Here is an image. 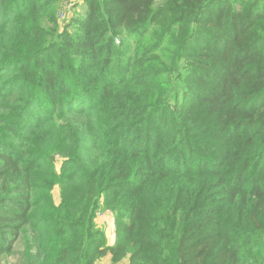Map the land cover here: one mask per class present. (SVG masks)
Listing matches in <instances>:
<instances>
[{
    "label": "trees",
    "instance_id": "trees-1",
    "mask_svg": "<svg viewBox=\"0 0 264 264\" xmlns=\"http://www.w3.org/2000/svg\"><path fill=\"white\" fill-rule=\"evenodd\" d=\"M60 2L0 0V264H264V0Z\"/></svg>",
    "mask_w": 264,
    "mask_h": 264
},
{
    "label": "rangeland",
    "instance_id": "rangeland-1",
    "mask_svg": "<svg viewBox=\"0 0 264 264\" xmlns=\"http://www.w3.org/2000/svg\"><path fill=\"white\" fill-rule=\"evenodd\" d=\"M60 1L61 2H60V9L58 11V22L61 26L64 25L65 20L71 17H74V18L81 17L82 19H85L86 14L88 12V6L86 5L85 0H60ZM63 28L64 27H62V29ZM59 163H60V160H59ZM59 165L60 164H58V166ZM102 219H103V214H98V219H97V221L99 222L98 227L106 230V224L101 223ZM109 224H111L110 219H109ZM6 263L7 261H4L2 264H6ZM97 264H112L111 255H108L105 258L101 259L100 261H98ZM120 264H127V261H122Z\"/></svg>",
    "mask_w": 264,
    "mask_h": 264
},
{
    "label": "crops",
    "instance_id": "crops-1",
    "mask_svg": "<svg viewBox=\"0 0 264 264\" xmlns=\"http://www.w3.org/2000/svg\"><path fill=\"white\" fill-rule=\"evenodd\" d=\"M103 214V219L101 220V223L106 224V230L103 229L106 233L107 239H108V244L110 246L114 245L115 243V221H114V215L111 212H104ZM109 219L111 220V224H109ZM108 220V221H106ZM106 221V222H105ZM105 222V223H104ZM97 223H99L97 221ZM113 226V227H112ZM110 229V231H109ZM112 230V231H111ZM113 234H112V233Z\"/></svg>",
    "mask_w": 264,
    "mask_h": 264
}]
</instances>
